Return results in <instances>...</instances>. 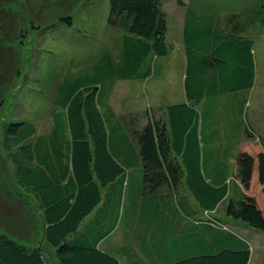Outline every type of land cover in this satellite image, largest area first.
Returning a JSON list of instances; mask_svg holds the SVG:
<instances>
[{
    "label": "trees",
    "instance_id": "obj_1",
    "mask_svg": "<svg viewBox=\"0 0 264 264\" xmlns=\"http://www.w3.org/2000/svg\"><path fill=\"white\" fill-rule=\"evenodd\" d=\"M178 4L180 101L114 110L118 81L161 74L163 66L152 60L171 52L167 33L176 16L166 14L161 0H109L108 24L125 31L117 60L105 52L64 75L45 133L33 121L3 122L0 163L25 193L27 208L38 209L42 236L25 245L1 230L0 264L249 263L248 241L227 221L264 233V136L242 117L259 79L255 42L264 32V0ZM55 20L37 31L71 25L72 16ZM6 35L12 28L0 20V36ZM7 64L0 65V85L11 78ZM229 143H238L232 159ZM143 193L154 199L147 221L140 219ZM20 205L2 199L0 216L15 219ZM137 223L143 234H134ZM149 234L150 247H142L139 237L148 241ZM110 235L122 243H102Z\"/></svg>",
    "mask_w": 264,
    "mask_h": 264
},
{
    "label": "rangeland",
    "instance_id": "obj_2",
    "mask_svg": "<svg viewBox=\"0 0 264 264\" xmlns=\"http://www.w3.org/2000/svg\"><path fill=\"white\" fill-rule=\"evenodd\" d=\"M177 1L161 0L164 11L171 13L170 17L174 16V7L178 12ZM0 4H7L8 10L5 11L6 13L0 11V20L4 21L7 27L12 28L11 36H0V65L8 62L7 67H11L12 70L8 76L11 77L9 82L0 85V128L3 122L25 120L37 123L39 131L45 133L50 125L51 98L64 75L67 72H76L83 65L91 64L105 52H109L116 61L125 31L108 24L109 0H1ZM61 15H71V25L63 22L58 23L53 29L37 31V28ZM172 23L170 20L167 39L173 43L169 56L176 59L180 39L177 35L178 28ZM255 43L261 74L255 90L249 96L250 101L246 104L242 117L251 123L257 134L264 136V32L261 30ZM155 60H152L155 67H158L159 62L165 63L164 59ZM173 65V61L169 62V67ZM17 70L19 75L16 77ZM177 74L178 72L175 71L171 75L168 71L165 80L156 72L148 82L140 79L118 81L114 86L111 100L114 110L122 113L132 109L137 112L144 110L147 103L153 104L154 100L160 101L161 104L180 101L182 98L179 91L180 78L174 77ZM154 86L160 91L156 92ZM237 144H227L228 148L233 147L231 150L233 152L229 154L230 159L237 152ZM1 150L0 147V152ZM2 163H0V202L2 199L7 201L12 198L21 202V205L16 208L18 214L15 219L11 217L3 219L0 216V231H7L20 243L31 245L35 241H40L42 236L38 209L34 204H31V209L27 208L28 200L25 199V193L14 187L16 185L11 173L4 162ZM230 163L229 160V166ZM230 182L231 195H235L232 188L233 181ZM138 200L141 205L140 219L147 221L149 217H146L145 210L152 205L154 199L143 193ZM1 213L4 211H0ZM215 215L220 219L224 218V203L218 205ZM239 223L243 226L239 227L238 231L251 248L249 264H264V233ZM133 229H135L134 234H143L139 223L135 224ZM120 230L118 228L119 234L122 232ZM151 237L149 234L148 241L139 237L142 247L146 243L150 247ZM47 257L53 259L54 254H48Z\"/></svg>",
    "mask_w": 264,
    "mask_h": 264
},
{
    "label": "crops",
    "instance_id": "obj_3",
    "mask_svg": "<svg viewBox=\"0 0 264 264\" xmlns=\"http://www.w3.org/2000/svg\"><path fill=\"white\" fill-rule=\"evenodd\" d=\"M182 1V3L184 2V3H187V0L186 1H183V0H181ZM177 3H178V1H177ZM176 7H178V12H176V8L174 7V15L176 16V18H175V20H174V22H175V25L177 26V28L179 29V31H180V29H181V27H182V20H181V15H182V13H183V10L180 8V4H178V6H176ZM166 14L168 15V16H170V14L171 13H167L166 12ZM179 24V25H178ZM176 30V29H175ZM180 39V38H179ZM173 43H171V45H172ZM172 52V51H171ZM170 52V53H171ZM177 52V51H176ZM179 53H178V58H171V56H169L170 55V53H169V55H167L165 58H163L164 59V64L163 63H158V66H163L162 67V71H161V75H162V78L165 80L166 79V77H165V75H167V72L169 71V73L172 75V73L173 72H178V74L177 75H175L174 77H178V78H180V80H181V78L183 77V67H184V65H185V63H184V61H185V59H184V56H183V45H182V40L180 39V41H179V51H178ZM160 58H156V61H158ZM171 61H173L174 62V65H173V67H169V62H171ZM259 60H257V62H258ZM161 68V67H160ZM172 72V73H171ZM261 74V71H260V69H259V67H257V75H258V77H259V75ZM146 81V80H145ZM125 82V81H124ZM148 82V81H147ZM165 83V85H166V82H164ZM162 85H164V84H162ZM167 86V85H166ZM155 87V86H154ZM167 88V87H166ZM166 88H164V90L166 89ZM155 89H156V92L158 91V88H156L155 87ZM161 90H163L162 88H161ZM179 91H180V95H181V97L183 98L184 96H183V93H182V84L180 83V89H179ZM154 103L153 104H149V103H147L146 105H145V107L144 108H146V107H150V106H152V107H161V102L160 101H158V100H154L153 101ZM131 110V112H134V110H132V109H130ZM215 167V166H214ZM184 189V188H183ZM185 190V189H184ZM189 200H190V202H191V204L194 206V202H192V200L189 198ZM199 217H201V214H199ZM227 222H230L229 224H230V226H231V228H233L234 230H237L238 231V228L239 227H242L243 225H241L238 221H227ZM231 222L233 223V224H231ZM232 225H233V227H232ZM239 232V231H238ZM102 243H104V244H116V245H118V244H121L122 242L120 241V239L118 240V237L117 236H113V235H110V236H108V237H106V239H104L103 241H102ZM249 264V263H248Z\"/></svg>",
    "mask_w": 264,
    "mask_h": 264
}]
</instances>
